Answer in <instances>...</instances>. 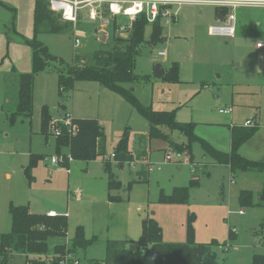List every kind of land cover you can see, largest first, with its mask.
Segmentation results:
<instances>
[{
	"label": "rangeland",
	"instance_id": "1",
	"mask_svg": "<svg viewBox=\"0 0 264 264\" xmlns=\"http://www.w3.org/2000/svg\"><path fill=\"white\" fill-rule=\"evenodd\" d=\"M33 3L34 0H0V237L12 230V203L28 205L41 214L55 209L68 216V231L64 238L50 239L48 257L54 254L55 244H71L76 228L83 226L86 237L95 239L87 249L77 251L81 264H87L106 257L108 240L127 241L128 248L137 249L131 240L141 236L142 221L147 217H154L160 224L164 242H186L189 215L194 213L195 241L215 242L213 251L220 262L250 264L254 255L264 254V207H242L239 202L242 189L252 190L255 200H260L263 173L233 171L205 155L198 141L192 145V158L175 150L172 143L186 140L180 131H168L165 140H150L149 124L143 114L122 94L97 81L75 80L72 89L61 91L60 72L66 74L69 65L91 64L97 50L112 47L114 35L128 37L137 19L130 23L129 17L119 15L103 27L100 21L84 16L76 26L67 25L62 32L39 33L38 40L59 59L34 76L31 117L11 120L17 111L19 76L33 69V49L28 44L36 36ZM173 9L178 19L163 24L166 37L162 41L151 45L148 40L152 25L146 26V42L139 49L135 68L138 80L125 86L146 107L176 109L178 121L197 123V136L226 152L231 146V117L243 123L258 111L261 127L242 146L246 145L253 154H264V52L254 49L257 41H264V9H236V14L249 17L250 22L240 38L233 40L209 34V26L215 24L216 6L184 4ZM101 32L108 37L106 41L100 39ZM76 38L81 40L79 45ZM237 41L238 47L234 45ZM160 51L166 55L159 56ZM157 64L163 69L178 64V79L160 77ZM242 101L245 107L239 106ZM45 104L52 121L59 118L63 106L75 119H98L105 128V156L89 162L72 160L69 167L53 166L52 155H68L70 151L63 148L62 154H57V137L52 135L51 125L48 139L42 132ZM229 106L235 109L232 116L218 112ZM126 129L133 161L120 163L112 154ZM62 130L68 132L64 127ZM166 151L172 153L171 161L166 160ZM31 153L46 155L31 171L33 179L26 171ZM106 162L121 181V187L113 191V195L122 197L121 201L109 199ZM192 162H202L204 166L196 171ZM149 163L155 167L153 170H149ZM193 170L199 176L196 183H192ZM177 186H190L187 204L160 200L162 191L169 194ZM77 192H81V198H77ZM240 210L245 212L241 214ZM137 221L139 229L135 233ZM26 258L24 254L15 255L10 264H23Z\"/></svg>",
	"mask_w": 264,
	"mask_h": 264
},
{
	"label": "trees",
	"instance_id": "2",
	"mask_svg": "<svg viewBox=\"0 0 264 264\" xmlns=\"http://www.w3.org/2000/svg\"><path fill=\"white\" fill-rule=\"evenodd\" d=\"M228 12L223 9L222 14ZM73 25L63 21L61 16L49 8L48 0H36L34 6V31L35 38L29 40L28 44L33 49V69L31 72L21 73L19 76L17 111L12 114L11 120L17 116L31 117L33 111V87L34 76L46 70L50 62L58 60L49 48L40 40L38 34L41 32L59 33L67 25ZM149 25L145 15H140L132 23L128 37L114 35L113 45L109 49H99L93 55V62L85 66L69 65L67 73H59V84L61 91L67 87L72 89L75 80L97 81L106 88L122 94L129 100L147 119L149 124L148 138L150 140H165L168 131H180L186 138L183 143H172L175 150L186 152L192 158V145L200 142L205 155H209L215 162L229 165L233 171L255 170L264 174V162L248 159L241 155L240 147L254 135L259 124L250 126L235 125L231 128V150L225 152L215 148L207 140L197 136L195 130L197 123L181 122L176 118L177 110H155L139 103L131 89L125 86L138 80L135 73L137 56L141 45L146 42L145 31ZM165 38L164 26L160 17L152 24V32L148 42L157 44ZM163 77L169 80H177L179 77V66L174 64L166 69ZM52 122V116L47 105L43 106L42 126L43 133L48 139L51 134L48 131ZM73 127L76 134L71 135L64 132L56 136V152L62 154L63 148L70 151L74 160H85L87 162L105 156L106 134L104 126L98 119L77 118L74 119ZM129 130L126 129L119 142L115 146L113 154L120 163L133 161V155L129 147ZM65 155V154H64ZM46 155L31 153L30 164L26 168L30 179L34 176L31 171L38 163L45 159ZM65 165H69L65 163ZM123 165V164H122ZM108 174L109 199L121 201L122 197L113 195V191L121 187V181L116 179L112 166L105 163ZM31 174V175H30ZM192 183H196L192 180ZM260 200H255L252 190L243 189L239 193V202L244 206L264 207V186L259 194ZM190 199V186H177L172 193L161 192L160 200L165 203L187 204ZM10 214L12 217V230L3 233L0 237V264H10L11 259L18 254L27 255L23 264H59L57 254L72 252L77 254L79 249H87L95 239H88L83 226H78L72 243L55 244L54 254L48 257L50 251V239L66 237L68 231L67 215L50 216L48 214L33 213L28 205L11 204ZM194 213L188 219V238L186 242H164L163 230L154 217H147L142 222V233L138 240L134 241L137 249L128 248L127 241L108 240L106 243V257L102 260L92 259L87 264H231L222 263L213 251V245L201 244L195 241ZM234 234V233H232ZM35 255L30 258L28 255ZM250 264H264V254H256Z\"/></svg>",
	"mask_w": 264,
	"mask_h": 264
},
{
	"label": "built area",
	"instance_id": "3",
	"mask_svg": "<svg viewBox=\"0 0 264 264\" xmlns=\"http://www.w3.org/2000/svg\"><path fill=\"white\" fill-rule=\"evenodd\" d=\"M49 8L59 14L63 21L73 23L74 26L83 18L87 16L90 21H100L103 27H108L111 21L119 15L127 16L130 19V23L135 21L140 15H145L149 24H154L160 17L163 24H170L178 19L177 13L174 11V6H182L184 4H199V5H214L217 7H228L231 12L227 14L226 18L222 22H217L209 26V34L216 37L225 39L234 38L236 35V14L235 10L239 7L250 8H263L264 0H78V3H74V19L64 17L63 0H48ZM55 2L57 10H53L52 4ZM116 2L119 4V11H113L111 4ZM114 23V22H113ZM129 28V25L127 26ZM123 29L125 27H122ZM81 40L76 38V44L79 45ZM256 46L258 48H264V41H259ZM159 56H165V51H160ZM222 113H230L231 108H223L219 110ZM74 119L70 114H65L51 122V129L54 133L52 135L58 136L63 133L62 128H67L71 135L76 134V129L73 127ZM253 125L252 121H247L246 126ZM55 127V128H54ZM51 131V130H50ZM115 157V154H112ZM74 160L72 155H53L51 156V163L53 166H66L65 163H70ZM166 160H172V153H166ZM155 167L150 165L149 170H153ZM160 169L161 166H158ZM68 171L69 168L67 169ZM245 211L240 210L243 214ZM50 216H55V212H50ZM77 254L72 252H66L64 254H57L59 264H81Z\"/></svg>",
	"mask_w": 264,
	"mask_h": 264
},
{
	"label": "crops",
	"instance_id": "4",
	"mask_svg": "<svg viewBox=\"0 0 264 264\" xmlns=\"http://www.w3.org/2000/svg\"><path fill=\"white\" fill-rule=\"evenodd\" d=\"M35 1L36 0H34V3H33V15H34V6H35ZM217 7V6H216ZM224 8H227L228 9V12L224 15V14H222V12H223V9ZM239 8H250V7H239ZM238 9V8H237ZM250 9H257V8H250ZM259 9H263V8H259ZM231 12V9L230 8H228V7H217V9H216V11H215V15L213 16V18H214V23H217V22H222V21H224L225 20V18H226V16H227V14L228 13H230ZM202 13V12H201ZM236 14V13H235ZM213 18L211 19V20H213ZM236 18H237V22H236V35H235V37L234 38H231V39H227V40H233V39H238V38H240V35L239 34H241V32L244 30V28L246 29V28H248V24H249V22H250V20L248 19V18H246V19H244L243 17H241L238 13L236 14ZM100 27V24H99V26H97L96 28H99ZM95 28V29H96ZM108 33V32H107ZM239 35V36H238ZM165 36V35H164ZM166 37V36H165ZM214 37H216V36H214ZM107 38L108 37H106V40H107ZM225 39V38H224ZM105 40V41H106ZM260 41V40H259ZM259 41H257V43L259 42ZM261 41H263V40H261ZM239 41H237V42H235L234 43V45L235 46H237L238 47V45H239V43H238ZM256 43V44H257ZM256 44H255V47H254V49H255V51H257V52H264V48H258L257 46H256ZM165 70L166 69H164V73H165ZM264 71V70H263ZM23 73H25V72H23ZM164 73H163V75H164ZM163 77V76H162ZM205 87H208V85H204V88ZM18 104V103H17ZM46 105V104H45ZM239 106H242V107H245L246 106V104H245V102L244 101H242L241 102V104L239 105ZM66 107V109L65 110H63V108H61L60 109V114H59V118L60 117H62L64 114H65V112L68 110V108H67V106H65ZM228 108H231L232 109V111L230 112V113H225V114H230V116H232V114H233V112L235 111V109H234V107L233 106H229ZM220 109H223V108H219V110ZM218 110V112L219 113H221L222 114V112H220ZM254 118H248V119H246L245 120V122H239V120H237V118L233 115L232 117H231V125H229V132H230V135H231V128H232V126H235V125H244V126H246V122L247 121H252V123L253 124H255V123H258L259 124V128H258V130L260 129V127H261V122H260V113L257 111V113L253 116ZM58 118V119H59ZM189 122H192V121H189ZM230 150H231V146H230ZM230 150H228L227 152H229ZM241 155L242 156H249V158L251 157L252 159H264V154H262V153H255L254 152V154H253V152H251L250 151V149L245 145V146H242L241 147ZM226 152V151H225ZM166 153H167V151H166ZM53 156V155H52ZM246 157V158H247ZM248 158V159H249ZM51 159V158H50ZM251 159V160H252ZM97 160V159H96ZM51 161V160H50ZM193 163V167L195 168L194 170H200V168L202 167V165H203V163L202 162H198V163H195V162H192ZM226 165V164H225ZM204 166V165H203ZM229 166V165H228ZM67 167H69V165H67ZM121 167L123 168L124 167V165H121ZM68 169V168H67ZM193 170V173L194 174H192V179H194V180H197V177H199L198 175H196L195 173H196V171H194ZM68 171V170H67ZM70 173V171H68V174ZM233 182L235 181L234 179L232 180ZM243 190V189H242ZM109 192V191H108ZM76 196H77V198H81V196H82V194H81V192H77L76 193ZM14 204V203H13ZM31 212H33L32 210H31ZM50 212H55L56 213V215H61V213L60 212H58L57 210H55V209H50L49 211H47V212H45V213H42V214H48L49 215V213ZM33 213H38V212H33ZM64 215H66V214H64ZM68 217V216H67ZM143 222V221H142ZM139 225H138V221H137V223H136V225H135V233H137V231H138V229L139 228H137ZM139 239V238H138ZM137 239V240H138ZM132 242H134L133 240H131ZM69 245V244H68Z\"/></svg>",
	"mask_w": 264,
	"mask_h": 264
},
{
	"label": "clouds",
	"instance_id": "5",
	"mask_svg": "<svg viewBox=\"0 0 264 264\" xmlns=\"http://www.w3.org/2000/svg\"><path fill=\"white\" fill-rule=\"evenodd\" d=\"M78 3V0H63V8H64V17L69 19H74L73 12L74 7L73 4ZM53 10H57L55 2L52 4ZM111 8L113 11H119V4L113 2L111 4Z\"/></svg>",
	"mask_w": 264,
	"mask_h": 264
},
{
	"label": "water",
	"instance_id": "6",
	"mask_svg": "<svg viewBox=\"0 0 264 264\" xmlns=\"http://www.w3.org/2000/svg\"><path fill=\"white\" fill-rule=\"evenodd\" d=\"M100 39H101L102 41H105V40H106V38H105V32H101ZM156 70H157V74H158L160 77H162V76H163V73H164V69L161 67V64H157V66H156ZM62 108H63V110L66 109L65 106H63Z\"/></svg>",
	"mask_w": 264,
	"mask_h": 264
}]
</instances>
